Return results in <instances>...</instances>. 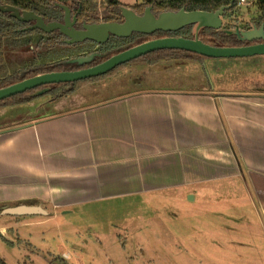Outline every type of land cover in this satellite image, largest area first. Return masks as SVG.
I'll return each instance as SVG.
<instances>
[{
  "label": "crops",
  "instance_id": "crops-1",
  "mask_svg": "<svg viewBox=\"0 0 264 264\" xmlns=\"http://www.w3.org/2000/svg\"><path fill=\"white\" fill-rule=\"evenodd\" d=\"M87 85L0 128V205L39 207L50 220L79 205L171 194L195 204L242 188L245 201L228 204L247 214L217 222L232 244L215 255L264 264V94L147 88L82 102Z\"/></svg>",
  "mask_w": 264,
  "mask_h": 264
},
{
  "label": "rangeland",
  "instance_id": "rangeland-1",
  "mask_svg": "<svg viewBox=\"0 0 264 264\" xmlns=\"http://www.w3.org/2000/svg\"><path fill=\"white\" fill-rule=\"evenodd\" d=\"M120 2L133 10L139 0ZM258 14L255 3L245 0L234 11L222 16V27L245 31L256 22ZM86 16L93 23L111 17L106 0H90ZM53 37L51 33L32 34L20 47L6 44L8 71L84 58L97 50L91 42L68 45L62 41L48 48L44 41ZM213 87L227 92L264 94V55L206 58L197 63L179 60L154 65L139 60L118 69L112 76L88 83L81 93L90 95L80 100H99L123 90H206ZM60 97L46 94L29 102V106L0 108V128L52 112ZM67 101L74 103L71 98ZM216 194L215 199L208 201L198 198L195 204L180 202L171 194L157 199L139 198L135 202L79 205L59 209L50 220L37 214L35 218L4 214L8 205L1 204L0 227L13 226L6 228L3 234L0 231V258L6 264H220L216 251L232 241L225 238L231 235V228L217 222L245 216V208H231L228 203L243 202L246 194L240 188L239 192L223 193L220 201ZM28 220L42 222L31 224Z\"/></svg>",
  "mask_w": 264,
  "mask_h": 264
},
{
  "label": "trees",
  "instance_id": "trees-1",
  "mask_svg": "<svg viewBox=\"0 0 264 264\" xmlns=\"http://www.w3.org/2000/svg\"><path fill=\"white\" fill-rule=\"evenodd\" d=\"M89 2L90 0H0L1 5L15 7L20 13L26 11L33 12L34 14L40 16L44 23H49L52 21L61 23L63 19V10L61 9V6H66L72 13H77L78 27L80 26L81 21L94 24L86 16ZM106 2L110 8L111 17L105 18L104 22H122L120 9L126 6H124L120 0H106ZM238 2L239 0H139V3L134 6L133 10L137 15H142L145 8L151 7L152 14L157 16L158 14L164 12H177L182 8L186 11H216L220 7L229 6L232 3L230 9L225 11L223 14L227 15L234 11L238 5ZM252 2L255 3L259 12L256 20V25L259 27L260 25H264V0H252ZM30 25L31 23L20 22L15 18L10 17L8 13H0V89L41 74L61 71H76L93 67L104 62L115 54L155 39L164 37H182L186 39L194 38V25H187L176 32L156 31L150 35L132 33L127 38L110 36L108 41H106L104 44L98 45L97 50L91 53V55L93 54L94 56L92 60L86 64L77 65L76 63H70V59H65L46 64L30 65L10 73L8 71V65L4 53L5 45L8 44L9 46L20 47L24 43H27L25 38L29 35H46L40 30H24ZM226 31H230V29H227L226 27H222L219 30L202 28L198 32V39L204 44L213 47H242L251 45L252 43L262 42H243L240 41L234 34H228ZM51 34L54 35V37L44 41V44L48 48H52L58 44H61L66 38L61 33H59L58 30L53 31ZM204 59H206V57L182 50H157L128 63L119 65L104 75L76 81L74 83L42 85L23 93L13 95L6 99L0 100V108L27 104L34 99L46 94L55 95L57 97L71 94L86 84L100 80L107 76H112L118 69H121L124 66L139 60L154 65L161 62H172L179 60L201 62ZM69 87H71L70 90L68 89ZM44 89H47V91L40 93V91ZM2 240L5 242L3 237ZM0 264L6 263L0 258Z\"/></svg>",
  "mask_w": 264,
  "mask_h": 264
},
{
  "label": "water",
  "instance_id": "water-1",
  "mask_svg": "<svg viewBox=\"0 0 264 264\" xmlns=\"http://www.w3.org/2000/svg\"><path fill=\"white\" fill-rule=\"evenodd\" d=\"M231 5L232 3L229 6H223L216 11L210 12L199 10L186 11L182 8L177 12H164L158 14L157 16L152 14L151 7L145 8L142 15H137L131 9L123 7L120 9L123 19L121 23L100 22L94 24H83L82 29L77 30L73 27L76 22V17L74 16L71 19L70 10L66 6H61V9L64 11L62 23H44L43 19L33 12L26 11L20 13L15 7L0 4V13H8L10 17L15 18L20 22H33L30 27L24 30H40L46 34L58 30L59 33L66 37L64 43L68 45L78 44L85 41H91L100 45L108 41L110 36L127 38L132 33L150 35L156 31L176 32L187 25H194L193 39H186L182 37H164L155 39L115 54L104 62L93 67L76 71H61L37 75L0 89V100L42 85L74 83L76 81L104 75L119 65L128 63L157 50H182L211 59L243 58L264 55V25H261L258 29L253 28L247 31L238 29L226 31L228 34H234L240 41L243 42L262 41L248 46L213 47L204 44L198 39V32L202 28L215 30L222 28V16L225 11L230 9ZM93 56L94 55L92 54L84 58L70 60L69 62L76 63L77 65H83L90 62ZM68 89L70 90L71 87ZM46 91L47 89H44L40 91V93ZM42 212L43 211L39 207L34 206H17L7 208L3 211L4 214H10L13 216L36 215Z\"/></svg>",
  "mask_w": 264,
  "mask_h": 264
},
{
  "label": "flooded vegetation",
  "instance_id": "flooded-vegetation-1",
  "mask_svg": "<svg viewBox=\"0 0 264 264\" xmlns=\"http://www.w3.org/2000/svg\"><path fill=\"white\" fill-rule=\"evenodd\" d=\"M132 11H134V10H132ZM135 12V11H134ZM70 16H71V19L75 16L76 17V22H75V24H74V28L75 29H77V30H80V29H82V25L83 24H90V23H86V22H84V21H81V24H80V26L78 27V17H77V13H72L71 11H70ZM63 17H64V11H63ZM122 21H123V19H122ZM52 22H56V21H52ZM62 22H63V19H62ZM61 22V23H62ZM31 23V25L33 24V22H30ZM118 23V22H117ZM121 23V22H120ZM30 25V26H31ZM29 26V27H30ZM261 26V25H260ZM260 26L259 27H257V25H256V22H254L253 24H252V27L250 28V29H247V30H251V29H253V28H260ZM28 28V27H27ZM26 29V28H25ZM246 29H245V31H247ZM66 40V38L63 40V42ZM85 42H91V41H85ZM253 42H255V41H253ZM91 43H93V42H91ZM257 43H259V42H257ZM257 43H252V44H257ZM93 44H95L96 46H97V48H98V44H96V43H93ZM91 55V54H90Z\"/></svg>",
  "mask_w": 264,
  "mask_h": 264
},
{
  "label": "built area",
  "instance_id": "built-area-1",
  "mask_svg": "<svg viewBox=\"0 0 264 264\" xmlns=\"http://www.w3.org/2000/svg\"><path fill=\"white\" fill-rule=\"evenodd\" d=\"M245 2V0H239L238 4Z\"/></svg>",
  "mask_w": 264,
  "mask_h": 264
}]
</instances>
